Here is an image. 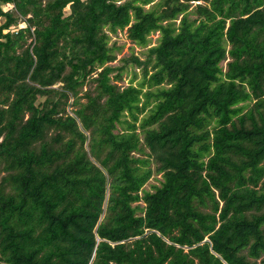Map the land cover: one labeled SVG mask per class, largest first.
Returning <instances> with one entry per match:
<instances>
[{"label": "trees", "instance_id": "obj_1", "mask_svg": "<svg viewBox=\"0 0 264 264\" xmlns=\"http://www.w3.org/2000/svg\"><path fill=\"white\" fill-rule=\"evenodd\" d=\"M0 17V264H264V0ZM124 30L146 54L112 68Z\"/></svg>", "mask_w": 264, "mask_h": 264}, {"label": "rangeland", "instance_id": "obj_2", "mask_svg": "<svg viewBox=\"0 0 264 264\" xmlns=\"http://www.w3.org/2000/svg\"><path fill=\"white\" fill-rule=\"evenodd\" d=\"M68 14V9H65V15ZM4 21V19L2 17H0V24H2ZM19 27V26H18ZM23 27V25H20L19 28ZM12 30H17L15 28H11ZM158 38L159 35L157 33H154L150 36V46H154L157 44L158 42ZM109 45H115L116 48H119L118 52H116V59L114 62L109 63L108 66L112 67V68H120L123 66V60L125 59H129L131 56H135L140 58V60H143L146 54V48H140L136 45H134L133 43H131V41L129 40V38H127V34H126V30L124 31H118L116 34L114 35H110V41H109ZM226 62H223L221 65L224 68ZM133 72H135L136 74V80L133 82V85H136L137 82L140 80L139 78L141 77L140 75V70L135 68V66L128 64L126 69L121 73V79L117 81V85L120 86V88H125L129 85L130 83V78H132V74ZM117 71H114L113 74H111L110 78L112 80V78H114V76L117 75ZM95 77V76H94ZM113 81V80H112ZM93 86L87 84L82 88V91L80 92L79 96L83 97V94L88 91V90H92ZM82 102H84L85 100L82 99ZM73 109V108H72ZM70 107L67 108V111H71L72 110ZM3 173H0V178L2 177ZM160 176H157L156 178H158ZM157 185V181L155 179H151L149 181V183H147V185L144 187L146 190H151V185ZM141 206H143V204L140 203ZM264 258V256L262 257ZM257 264H260V260L257 261Z\"/></svg>", "mask_w": 264, "mask_h": 264}]
</instances>
